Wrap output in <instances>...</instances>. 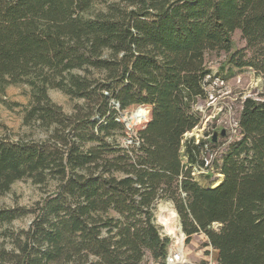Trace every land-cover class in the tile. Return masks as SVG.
Wrapping results in <instances>:
<instances>
[{
	"label": "trees",
	"instance_id": "obj_1",
	"mask_svg": "<svg viewBox=\"0 0 264 264\" xmlns=\"http://www.w3.org/2000/svg\"><path fill=\"white\" fill-rule=\"evenodd\" d=\"M93 7L94 0H0V93L29 85L23 124L47 134L0 139V196L23 179L55 184L35 209L0 207V264H143L148 254L164 263L171 239L155 220L162 200L174 203L185 242L204 234L217 264H264V100H244L240 138L220 157L218 185L195 179L204 145L186 142L188 167L181 152L212 83L207 52L264 75V0ZM238 30L246 47L232 52ZM50 89L83 104L67 114ZM137 108L147 122L124 147L120 112ZM29 213L28 229L10 228Z\"/></svg>",
	"mask_w": 264,
	"mask_h": 264
},
{
	"label": "rangeland",
	"instance_id": "obj_2",
	"mask_svg": "<svg viewBox=\"0 0 264 264\" xmlns=\"http://www.w3.org/2000/svg\"><path fill=\"white\" fill-rule=\"evenodd\" d=\"M117 0H94V11H105L111 3ZM234 47L232 52L244 49L246 41L238 30L233 34ZM248 57L252 55L249 50ZM230 54L223 51H211L205 55L207 68L213 78L208 85V95L200 99L195 106V111L200 115V124L185 135L182 148V162L189 166L186 156L185 144L194 141L195 144L204 145L203 152L198 155L201 161L204 156L209 158L213 155L212 168L202 173H195V179L204 187H214L221 182L222 176L219 171V161L223 151L228 150L230 143L240 138L238 120L241 115L243 102L247 98L264 100V75L257 73L251 68L237 69L228 64ZM32 89L27 84L11 85L7 87L5 94L0 93V139L10 140L34 139L40 140L47 136L46 132L35 125L25 126L23 118L25 109L31 102ZM49 97L53 103L59 105L67 114H71L77 105L83 104V100L71 98L58 89H50ZM118 108V107H117ZM146 108V107H145ZM138 109V108H137ZM120 112V116L131 118L137 110ZM148 109V108H146ZM148 120L150 119V110ZM147 121L137 123L132 120L127 126L126 135H117L118 142L127 147L132 143L136 131L143 127ZM225 136H222V132ZM217 134V141L213 137ZM55 190V184L36 185L32 179H23L11 187V190L0 196L1 208H25L35 209L36 205L43 201ZM163 210V211H162ZM35 218L34 213H29L12 222L11 229H28ZM155 220L163 236L171 239L169 254L164 263L154 261L148 254L143 264H178L174 263L175 257H185L190 264H217V252L211 247L205 246L207 241L204 234L194 236L190 243H186V235L183 233L181 221L175 205L170 200H162L155 210ZM214 227H217L215 225Z\"/></svg>",
	"mask_w": 264,
	"mask_h": 264
},
{
	"label": "bare ground",
	"instance_id": "obj_3",
	"mask_svg": "<svg viewBox=\"0 0 264 264\" xmlns=\"http://www.w3.org/2000/svg\"><path fill=\"white\" fill-rule=\"evenodd\" d=\"M132 119L137 122V123H141L142 120L144 119V111L140 108L138 109L137 111H135L133 114H132ZM163 211V210H162ZM180 256V255H179ZM179 262L178 264H190V262H188L185 257H175L174 259V263L176 262Z\"/></svg>",
	"mask_w": 264,
	"mask_h": 264
},
{
	"label": "built area",
	"instance_id": "obj_4",
	"mask_svg": "<svg viewBox=\"0 0 264 264\" xmlns=\"http://www.w3.org/2000/svg\"><path fill=\"white\" fill-rule=\"evenodd\" d=\"M212 164H213V155H211L209 158H207L205 160V166L203 168L200 169V171L198 173H202L203 171H205L208 168H212ZM179 257V256H177ZM176 257V258H177Z\"/></svg>",
	"mask_w": 264,
	"mask_h": 264
},
{
	"label": "water",
	"instance_id": "obj_5",
	"mask_svg": "<svg viewBox=\"0 0 264 264\" xmlns=\"http://www.w3.org/2000/svg\"><path fill=\"white\" fill-rule=\"evenodd\" d=\"M133 119H132V117L131 118H125V120H124V123L125 124H129L131 121H132ZM225 132L223 131L222 132V136H225ZM217 141V134L213 137V142H216Z\"/></svg>",
	"mask_w": 264,
	"mask_h": 264
}]
</instances>
